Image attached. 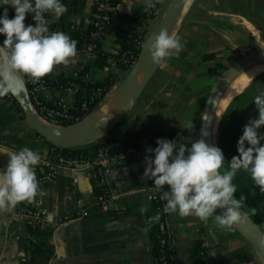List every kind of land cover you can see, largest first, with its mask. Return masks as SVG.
Listing matches in <instances>:
<instances>
[{"label":"crops","instance_id":"obj_1","mask_svg":"<svg viewBox=\"0 0 264 264\" xmlns=\"http://www.w3.org/2000/svg\"><path fill=\"white\" fill-rule=\"evenodd\" d=\"M171 0H119L112 8L119 27L135 26L147 35L164 14ZM69 11L68 19L87 26L93 0H63ZM9 7L8 15H14ZM152 9V10H151ZM153 13V14H152ZM56 17L49 14V20ZM34 24L32 14H26L25 24ZM183 42L178 55L168 58L159 67L134 106L111 129L96 140L85 144L81 166L62 165L55 176L40 188L32 201L42 210L40 227L50 232L54 253L48 264H156L153 244L149 237L153 202L151 180H141L145 168V150L125 155L107 166L110 195L105 203L97 196L100 187L92 164L100 145L111 141L140 143L135 135L143 129L175 128L181 131V142L190 143L200 132L202 110L208 93L218 75L252 49L264 44V0H187L178 24L172 33ZM103 46L116 53L118 44L112 32L104 36ZM233 50H239L232 54ZM94 59L83 55L60 64L47 75H59L88 65L92 77L101 79L107 67L98 66ZM118 76L127 70L114 66ZM256 89L264 72L253 76ZM193 124V128L189 125ZM29 146L40 151L42 160L36 166L37 179L47 170L50 144L28 124L16 101L0 97V146L11 150ZM46 153V154H45ZM7 155L0 154V168L6 166ZM146 207L147 211L140 209ZM15 206L0 211V264L30 261L31 245L20 234L30 217H14ZM219 211V209L217 210ZM174 255L187 263L189 250L197 239L206 249L208 264H264V258L236 225L231 231L217 228L211 218L202 222L194 215L180 216L167 212Z\"/></svg>","mask_w":264,"mask_h":264},{"label":"clouds","instance_id":"obj_2","mask_svg":"<svg viewBox=\"0 0 264 264\" xmlns=\"http://www.w3.org/2000/svg\"><path fill=\"white\" fill-rule=\"evenodd\" d=\"M153 6V0H147ZM14 15H8L9 7ZM67 11L63 0H0V97L18 95L25 88L23 77L37 83L53 68L68 64L77 55V40L61 30H51L46 13L59 18ZM32 14L34 24H25L26 14ZM183 42L161 28L147 44V51L156 64H166L168 58L178 55ZM258 110L243 126L236 142L237 154L230 159L224 171L223 150L209 144V135L202 128L200 135L190 143L158 137L156 146L145 149V168L141 180H151L160 191L163 210L173 215H194L202 222L211 218L221 230L231 231L245 221L233 179L238 171L248 173L259 191L264 192V91L253 101ZM193 128V124L189 125ZM0 154L7 155L6 166L0 168V211L11 210L19 202L32 201L43 195L36 175V166L42 160L40 151L25 145L11 150L0 146ZM46 154V153H45ZM219 209V211H217ZM147 211L146 207L140 209ZM255 211V209H253ZM157 212L150 220H158ZM264 245V237L260 241Z\"/></svg>","mask_w":264,"mask_h":264},{"label":"trees","instance_id":"obj_3","mask_svg":"<svg viewBox=\"0 0 264 264\" xmlns=\"http://www.w3.org/2000/svg\"><path fill=\"white\" fill-rule=\"evenodd\" d=\"M114 7L119 0H108ZM152 10V9H151ZM108 19L103 21L101 26L98 28L93 24L94 19L89 18V24L82 26L81 24L74 23L68 19L69 11L67 10L59 18L53 21L49 20V14L46 13L49 20V28L51 30H61L69 34L72 38L77 40V47H81L84 43L93 42L96 51L95 64L98 66H106L107 72L105 76L94 82V86H100L103 90V98L108 94L111 87L117 82L118 74L115 69H112L106 63V57L112 55L117 58V68L127 70L129 65L122 63V56L126 57L129 55L136 56L140 47V41L143 38V32L136 29L133 25L127 27H119L117 23V15L113 11L107 12ZM153 14V13H152ZM98 31L97 35L92 36V32ZM107 32H112L114 36V42L118 44V53L109 52L103 46L104 36ZM3 40V35L0 34ZM88 65L82 67L84 71L89 70ZM60 77L64 78V74H59ZM89 97L88 93H77L75 96V114H80L79 106ZM95 106L92 104L91 107ZM19 107V106H18ZM78 109V110H77ZM245 125V124H244ZM222 126L223 123H222ZM221 126V132L224 128ZM243 128L237 132L233 142L226 145L223 144L222 136L218 138L217 145L223 150L225 162L221 168V171L227 169V163L233 155L237 154L236 142L239 136L242 134ZM258 132H264V126H261ZM175 128H164V129H143L136 133L137 138H147L149 141H157L158 137H164L168 139L174 138ZM111 145H119L121 142L113 140ZM134 146L138 147L139 143H134ZM85 151V149L72 148V149H61L62 154L76 155L77 153ZM233 183L237 186L235 196L240 200V203L246 210V212L260 225L264 231V192L259 191V186L254 185L252 179L248 173L243 170L237 172L233 179ZM255 209V211H253ZM155 215V203L153 202L152 216ZM167 220V212L162 214V219ZM151 228L149 231V237L153 244V255L156 264H208V257L206 249L201 239H197L189 250V256L187 263L177 259L174 255V248L171 239V233L169 230L168 235L166 234L167 242L165 245L160 244V231L158 228V220H150ZM20 234L27 238L31 245V257L30 261H20L18 264H48L50 258L54 253L53 245L50 242V232L44 231L40 227L39 222H25L21 227ZM162 249L164 250L162 252ZM172 253L173 256L169 254ZM166 254L164 260L161 256Z\"/></svg>","mask_w":264,"mask_h":264},{"label":"built area","instance_id":"obj_4","mask_svg":"<svg viewBox=\"0 0 264 264\" xmlns=\"http://www.w3.org/2000/svg\"><path fill=\"white\" fill-rule=\"evenodd\" d=\"M113 6L108 0H93L92 9L90 11V19L93 20V24L98 28L103 21L108 19L107 12L112 11ZM98 31L92 32V36L97 35ZM146 35H143L140 45ZM77 53L83 55L88 59H94L96 57L95 45L93 42L84 43L81 47H77ZM118 53V52H116ZM136 56H122V63L129 65V67L135 61ZM117 58L112 55L106 57V63L114 68L117 62ZM65 77L62 78L59 75H45L37 83H32L27 77H23L27 86L28 93L31 99L32 106L36 114L46 123L50 125H68L73 123L89 113L94 112L99 104L103 101V90L100 86H94L96 81L91 74L90 70L84 71L81 68L75 69L70 73H65ZM120 79V77H118ZM118 81V80H117ZM117 83V82H116ZM115 83V84H116ZM114 84V85H115ZM77 93H88L89 97L84 100L80 106V114H75L76 110L75 96ZM7 98L14 101L12 94L5 95ZM92 104L95 106L91 107ZM77 109V110H78ZM174 138L178 142L183 139L181 131H175ZM156 141H149L147 138H142L139 146H134V143H121L119 145H100L97 147L92 164L95 166L97 180L100 187V193L97 196V200L100 203H105L107 197L110 195V185L107 173V166L117 160L118 158L136 153L141 150H145L148 147H155ZM50 159L48 161L47 170L39 177L38 181L40 186L48 183L55 176L56 168L58 166H81L86 163V160L80 155L62 154L61 148L50 146L49 149ZM151 199L155 203V214L160 213L158 219V228L160 231V244L163 246L166 244V234L169 233L167 220L162 219L164 201L160 199V191L151 185ZM14 217H30L34 222H41L42 210L39 203H31L29 205L17 204L13 213ZM164 250L162 249V252ZM173 256L172 253L169 254ZM166 254L161 256L164 260Z\"/></svg>","mask_w":264,"mask_h":264},{"label":"water","instance_id":"obj_5","mask_svg":"<svg viewBox=\"0 0 264 264\" xmlns=\"http://www.w3.org/2000/svg\"><path fill=\"white\" fill-rule=\"evenodd\" d=\"M186 2L187 0H171L159 21L143 39L135 61L128 68L120 85L117 86L123 89V101L119 106L106 105L102 110L89 113L73 123L60 125L58 127L62 128L63 132L56 136L50 133V124L44 122L36 114L25 84L22 92L12 96L30 127L50 145L61 149H72L96 140L115 126L137 102L159 67V64L154 63L150 58L147 44L151 42L161 28H167L171 34L174 32ZM0 42H2L1 37ZM263 61L264 44L249 51L218 75L208 93L201 115L200 130L204 128L209 132V135L204 137L206 142L216 144V130L218 127L216 119L221 88L237 73ZM138 74L139 78L137 79ZM241 211L247 213L242 204ZM237 226L264 258V245L260 243L262 237H264V231L260 225L247 213L245 221L237 224Z\"/></svg>","mask_w":264,"mask_h":264},{"label":"rangeland","instance_id":"obj_6","mask_svg":"<svg viewBox=\"0 0 264 264\" xmlns=\"http://www.w3.org/2000/svg\"><path fill=\"white\" fill-rule=\"evenodd\" d=\"M237 52H239V50H233L232 54H236ZM260 72H264V65L256 67L246 72L243 84L231 96L230 100L226 104L218 119V127L216 130V145L220 136H222L223 144L228 145L232 143L233 139L236 137L237 132L243 128L244 124H246L250 118L257 117L258 110L255 106V103L252 102L255 97V94L251 93L256 89L255 87L257 83L252 81V79L254 78L253 76H256ZM124 76H120V79L117 81V83L111 87L110 91L108 92V95L111 91L118 88L117 86L120 85ZM260 85H264V78H261ZM257 86H259L258 83ZM108 95L99 104L96 109L97 111L102 110L107 105L106 99ZM222 123L224 126H222ZM221 126L224 128L223 132H221ZM227 164V166H229V162Z\"/></svg>","mask_w":264,"mask_h":264},{"label":"bare ground","instance_id":"obj_7","mask_svg":"<svg viewBox=\"0 0 264 264\" xmlns=\"http://www.w3.org/2000/svg\"><path fill=\"white\" fill-rule=\"evenodd\" d=\"M262 65H264V61L260 62L256 65H253V66H251L245 70H242L241 72H239L235 76H233L230 79V81L225 86H223L221 88L220 95H219V101H218V110H217L216 122L218 121L223 109L225 108L226 104L230 100L231 96L243 84L244 79H245L244 78L245 73L251 69H254V68L262 66ZM138 78H139V74L137 75V79ZM122 101H123V89L122 88H116L113 91H111L110 94L108 95L107 99H106L107 105H110V106H119L122 103ZM49 130H50L51 134L56 135V136L60 135L63 132V129L58 127L57 125H50Z\"/></svg>","mask_w":264,"mask_h":264}]
</instances>
